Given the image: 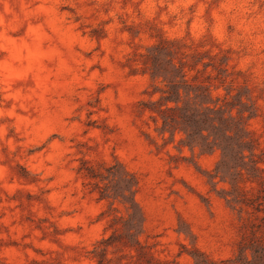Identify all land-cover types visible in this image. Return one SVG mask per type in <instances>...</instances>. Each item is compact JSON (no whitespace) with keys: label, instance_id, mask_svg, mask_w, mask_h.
<instances>
[{"label":"rangeland","instance_id":"obj_1","mask_svg":"<svg viewBox=\"0 0 264 264\" xmlns=\"http://www.w3.org/2000/svg\"><path fill=\"white\" fill-rule=\"evenodd\" d=\"M0 18V264H95L133 197L156 264H194V248L232 256L221 149L161 131L141 101L163 83L141 67L159 40L176 62L200 51V78L264 149V0H0ZM114 255L144 262L121 242Z\"/></svg>","mask_w":264,"mask_h":264},{"label":"trees","instance_id":"obj_2","mask_svg":"<svg viewBox=\"0 0 264 264\" xmlns=\"http://www.w3.org/2000/svg\"><path fill=\"white\" fill-rule=\"evenodd\" d=\"M171 43L173 41L159 40L145 54L141 71L149 73L153 81L160 79L163 86L152 90L151 95L159 93L156 99L143 100L141 104L161 119L162 132L167 130L174 134L180 130L185 134L183 141L190 147L221 149V159L212 177L229 184L224 197L240 220L232 256L218 260L194 248L191 253L194 264H264V149L247 128L242 110L238 109L234 115L233 106L221 103L220 96L212 93L210 73L200 78L199 72L210 66V60H204L200 51H182L176 62ZM187 55L190 59L185 58ZM136 183L135 179L133 185ZM123 202L128 211L121 233L125 238H117L121 237L117 233L103 236L95 242L90 257L95 264H108L120 258L119 255L108 256V248L121 242L122 246L144 257V262L136 264H156L153 251L139 240L143 231L141 209L134 197Z\"/></svg>","mask_w":264,"mask_h":264},{"label":"clouds","instance_id":"obj_3","mask_svg":"<svg viewBox=\"0 0 264 264\" xmlns=\"http://www.w3.org/2000/svg\"><path fill=\"white\" fill-rule=\"evenodd\" d=\"M3 21H2V18H0V23H2Z\"/></svg>","mask_w":264,"mask_h":264}]
</instances>
